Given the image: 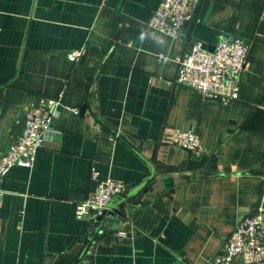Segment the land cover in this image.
<instances>
[{"label":"crops","instance_id":"1","mask_svg":"<svg viewBox=\"0 0 264 264\" xmlns=\"http://www.w3.org/2000/svg\"><path fill=\"white\" fill-rule=\"evenodd\" d=\"M162 1L0 0V157L25 113L62 94L34 165L1 181L0 264H209L264 205V0H202L180 40L147 26ZM226 34L249 51L223 104L176 78L194 43ZM94 170L127 190L79 220Z\"/></svg>","mask_w":264,"mask_h":264},{"label":"built area","instance_id":"2","mask_svg":"<svg viewBox=\"0 0 264 264\" xmlns=\"http://www.w3.org/2000/svg\"><path fill=\"white\" fill-rule=\"evenodd\" d=\"M202 0H163L152 14L147 26L156 29L173 40H180L184 27L194 19ZM249 47L232 34L224 35L213 51L202 42H196L191 50L178 58L176 83L195 89L207 99L223 104L237 101L240 95V76L247 67ZM166 62L168 59L160 56ZM62 94L43 100L45 109H32L25 113L21 134L12 141L0 157V209L5 191L1 181L16 166L32 167L37 154L45 145L47 135L54 133V122ZM78 112V109H68ZM171 143L195 155L202 154L200 138L193 131L175 130ZM96 189L76 205L79 220L99 218L110 209L116 198L127 190L124 183L113 179L99 180L93 171ZM209 264H264V205L240 220L226 247L217 253Z\"/></svg>","mask_w":264,"mask_h":264},{"label":"water","instance_id":"3","mask_svg":"<svg viewBox=\"0 0 264 264\" xmlns=\"http://www.w3.org/2000/svg\"><path fill=\"white\" fill-rule=\"evenodd\" d=\"M108 214H111L109 209H108V210H105V211L103 212V216H101V218H104V217L108 216ZM114 228H115V227H114Z\"/></svg>","mask_w":264,"mask_h":264}]
</instances>
